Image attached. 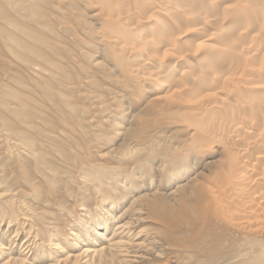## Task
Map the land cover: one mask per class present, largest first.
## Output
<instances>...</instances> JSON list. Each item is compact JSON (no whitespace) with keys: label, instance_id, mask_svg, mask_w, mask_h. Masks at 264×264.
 <instances>
[{"label":"bare ground","instance_id":"obj_1","mask_svg":"<svg viewBox=\"0 0 264 264\" xmlns=\"http://www.w3.org/2000/svg\"><path fill=\"white\" fill-rule=\"evenodd\" d=\"M0 72V264H264V0H0ZM38 97L115 111L121 140L82 169L93 209L54 229L20 198L56 194L66 157Z\"/></svg>","mask_w":264,"mask_h":264},{"label":"rangeland","instance_id":"obj_2","mask_svg":"<svg viewBox=\"0 0 264 264\" xmlns=\"http://www.w3.org/2000/svg\"><path fill=\"white\" fill-rule=\"evenodd\" d=\"M54 10H55V13H54V16H55L56 15V9L54 8ZM62 34H63V32L61 33V35H60L61 37L59 38L58 41L65 40L63 38ZM13 69L14 68L12 67V69L10 71L9 68H7L6 70H4V72L8 71V73H10V72H12ZM0 75L4 79L3 81H5V82L7 80L9 81V78H8L7 74H2L0 72ZM81 94H83V93H81ZM81 94H79V99L80 100H81V97H80ZM106 98L112 99V101L114 100L112 94L108 95ZM38 99H39V105H40L41 111H42L43 115L46 116V118L42 117V119L39 120V125L40 126L42 125V127L44 129L50 128L49 130L53 131L52 132L53 136L50 135L51 136V141H48L49 142L48 145H50L52 143L56 144V143H60L61 142L62 145H59L60 146L59 150H61L63 155H66V157L63 156V157H61V159L57 158V156L55 155V153H57V151H55V150H52L51 154H49V156L51 158V161L53 162L54 166L57 169H59V172H58L59 176L55 177L56 181L54 183L55 187L58 188V190L56 192L57 196H56L55 193L53 195L49 194V196H48L47 195L48 194L47 193L48 192V188L47 187L46 188L43 187L44 184L42 185V182H41L40 183L41 186H42L41 189H42V191L44 193L43 194L44 198L42 197L41 201H39L36 198H33L34 197L33 195H28V193L26 194L25 192L22 193L20 198L24 199V201L26 202L25 204H30V203L33 204L32 206L35 207L38 212L39 211L43 212L45 210L44 211L45 214H46V216H45L46 219L45 220L47 222H50L49 225L51 224L52 228L54 229V227L56 225H58V226L59 225H61V226L63 225V222L65 220L64 218L67 219V222L74 223V220H72V218L70 216H68V213H70V212L73 213L74 210L78 211V205L75 204V203H79L78 201H81V200L83 201L85 198H88L87 200H84V201L89 203L90 209H93V207L95 206V202H97V200H98V197H97L98 194H97V192L94 189L92 190V188H90L91 186H89V185H86V186H88V188L85 189V187H86L85 186V181H87L85 179H87V178L83 177L82 169L84 168V165H88L89 166V164L100 163L101 160H99V158L97 156V152L99 150H104V151L107 150V148H109V146H111V144L112 145L114 144V146H117L121 142V140L120 139L118 140L116 138V136L113 133V130H114L115 126L111 125L113 123L112 119H114L115 116H116V114H115L116 112L115 111H111V110L110 111H104L102 108L99 107V105L92 104V100H90V101L86 102L87 106L89 105L88 107L83 106V104H81V103L79 104V110L77 111V115H78L77 118L78 119H76V121H72V120L63 118L61 115H58L57 114L58 111L55 109V106H53L47 100H44L45 102H43L40 97H38ZM87 108H90V110H88ZM54 111H56V113ZM79 114H80V116H79ZM102 116H103V118H100ZM110 119H111V121H110ZM98 120H100L102 122L101 123H97ZM95 123H96V126H95ZM58 128H60V129H58ZM101 136H102V139L99 138ZM52 137H53V139H52ZM108 137L111 138V140H113V141H111V142L104 141L105 138L109 139ZM100 147H102V148H100ZM6 161L8 163L13 161L16 164L17 159H16V157H12V159L11 158H6L5 162ZM155 164L157 166V163H155ZM65 165H66V167H65ZM77 165H78V167H77ZM79 166H80L81 169L79 168ZM197 168L199 169L200 166H198ZM18 169H19V166H18ZM152 171L154 172L153 167L151 169V172ZM37 172H38L37 169H35V170L32 169V174H33V176H35L34 180L36 182H38V181L40 182V179H42V178L40 177V175ZM16 182H17L18 188L23 189V191H24V189L25 190L27 189L24 186L23 183H19L18 181H16ZM157 183H158V179L155 180V186H156ZM62 185H64V186H62ZM170 189L167 190L168 195H166V197H165V199L167 200L166 203H168V204H171L172 202H174L172 200L173 199L172 195H170V193H169L170 191H172V187ZM45 191H46V193H45ZM78 191L80 193H77ZM60 197H61L62 200L60 199ZM52 200H54V201H52ZM75 200H77V201H75ZM168 200H169V202H168ZM174 204H175V202L172 203L171 205H174ZM61 206L62 207H67L68 211H67V213H64L63 212L64 210H61V212L64 213V215L61 216L62 218L60 219V222H58V221H55L56 219L54 220L52 218L54 217L53 214H55L56 211H58L61 208ZM80 213H84V212L81 211ZM119 213H120V210L117 211V215ZM146 216H147L146 219H144V221L142 223L143 226L151 228V227L155 226L160 221V220L156 219L157 217L156 218H154V216L148 217L147 214H146ZM82 217H84V216H82ZM47 218H49V219H47ZM69 224L70 223H68L67 228H71L72 227V225L70 224L71 226H69ZM15 227L16 226H13V227H11V229H8L10 236L14 235V231L16 230ZM4 228H6V226L5 227L2 226L0 228V233H1V231L4 230ZM27 229L21 231L19 237L16 238L17 243H16V245L14 244L13 247L16 246L15 248H17L18 247V243H19V246H20V244L23 243L22 241L26 238V236L28 234L27 233V231H28ZM64 229H65V227H64ZM65 230H67V232L63 231L64 233H69V229H65ZM51 231H53V230H51ZM110 233L111 232H109V235H110ZM69 236L72 237L70 234H69ZM98 240L99 241H97V242L99 244L102 240L101 241H100V239H98ZM81 245H83V244H81ZM77 249L79 250V248H77ZM153 260H150V261L147 260L145 262H146V264H149V263H151V264L155 263L156 264V263L159 262L157 260V258H155Z\"/></svg>","mask_w":264,"mask_h":264}]
</instances>
